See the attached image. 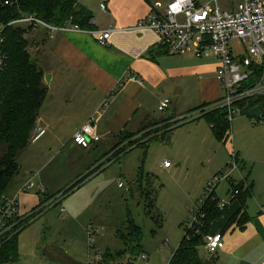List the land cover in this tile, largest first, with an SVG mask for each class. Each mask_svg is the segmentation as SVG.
Segmentation results:
<instances>
[{
  "label": "crops",
  "instance_id": "0c3cea01",
  "mask_svg": "<svg viewBox=\"0 0 264 264\" xmlns=\"http://www.w3.org/2000/svg\"><path fill=\"white\" fill-rule=\"evenodd\" d=\"M76 1L95 19L93 30H105L112 26L110 38L107 45L102 46L88 32L58 31L49 37L46 31H42L43 36L37 39L38 27L26 29L29 35L24 36L32 43L31 49H36L34 61L43 73L46 87V97L36 123V131H44L18 154L19 170L12 181V190L5 193L6 197L17 198L19 214L23 215L42 201L38 185L45 189L44 195H53L81 180L62 201L65 212L62 222L67 225L73 222L75 229L69 226L59 233V239L47 240L37 247L42 256L45 257V252H48L52 261L60 260L62 264H87L85 254L89 241L86 236L89 239V229L85 227V214L97 196L106 192L113 181V177L104 175V171L126 155L115 159L108 153L115 143L114 136L124 130L135 132L145 122L173 120L172 125L174 122L181 124L183 119L179 116L192 113L201 105L214 103L222 95L216 78L218 64L214 56L197 57L191 50L170 53L158 44L153 30L135 28L138 21L154 8L159 9L157 5L164 8L167 0ZM194 1L200 6L210 1L211 6H217L221 11L232 12L243 0ZM97 2L99 7L105 5V10H102L105 21L101 26L98 25L101 10L98 12ZM231 47L235 55L243 53V46L232 43ZM195 83L196 90L191 87ZM165 99L169 100L165 109L168 115L156 119L152 112ZM257 105L263 106L255 102L244 103L242 111ZM263 112L259 113L260 117ZM91 117L99 141L91 142L88 148H81L73 143L72 136ZM191 119H199V116ZM147 144L140 147L145 149ZM56 157L61 158V167L63 162L65 166H72L73 173L64 187H56L44 174L53 169ZM163 162H159L158 169L170 172L172 163L164 168ZM124 174H127L125 170ZM136 179L140 177L136 175ZM229 180L243 182L244 188L252 184L243 177L235 178L233 174ZM27 182L33 187L21 190ZM219 210V217L210 223L208 230V233H219L223 241L222 249L214 254V264H264V201L253 205L246 198L242 206L231 194L229 201ZM43 213L20 228L21 231ZM96 215L94 213L89 218L94 217L98 222ZM81 217L84 220H80ZM238 219H242L241 224ZM60 246L65 253L63 259L58 257Z\"/></svg>",
  "mask_w": 264,
  "mask_h": 264
},
{
  "label": "rangeland",
  "instance_id": "374dc122",
  "mask_svg": "<svg viewBox=\"0 0 264 264\" xmlns=\"http://www.w3.org/2000/svg\"><path fill=\"white\" fill-rule=\"evenodd\" d=\"M98 8L99 12L101 9L99 6ZM104 19L101 10L98 14L99 26L103 25ZM38 28L37 39L46 30ZM27 35L28 32L25 33ZM29 38L32 39L30 36ZM233 43L243 46L239 41ZM29 51L31 58L35 60L36 49L30 47ZM191 87L196 90V83ZM213 105L204 106L202 110H214L215 108L211 109ZM262 110L264 107L257 105L236 113L231 121L230 140L226 144L214 138L204 119H191L196 117L193 112L179 116L183 119L181 124L168 134L167 139L156 138L164 133L173 120L165 123L145 122L135 132L124 130L114 136L115 143L108 153L115 159L125 153L126 155L104 171V175H111L113 181L106 192L97 196V200L85 214V227L91 233L85 262L88 264L98 254L101 256L98 264H168L186 226L192 222L205 198L211 192L223 202H228L231 198V190L226 181L219 183L214 189L210 185L214 174L232 162L234 154H238L239 159L232 174L235 178L243 177L253 184L247 201L250 200L253 205L264 201V121L259 120ZM152 115L156 119H162L168 112L155 109ZM145 143H148L145 149L133 147ZM164 158L172 163L170 172L158 169L159 162H163ZM60 160L61 158L56 157L53 169L44 173L56 187H64L73 173L72 166H65L63 162L61 167ZM124 170L128 175L124 174ZM136 175L140 177L139 180ZM12 181L7 193L13 188ZM64 190L58 192L64 193ZM148 192L155 197L153 207L148 204ZM94 213L98 216V222L94 217L89 218ZM64 216L65 212L59 213V206H55L22 230L18 236L19 260L16 264H62L60 260L52 261L48 252H45V257L42 256L37 247L47 240L59 239V233L69 226L75 229L73 222L68 225L62 222ZM127 218L139 226L142 232L141 252L133 248L116 254V251L125 248L122 240L116 236V231L127 225ZM86 239L88 240L87 236ZM78 244L79 242L76 247ZM106 251L110 252L106 253L108 257L105 258ZM64 254V249L60 246L59 259H63ZM142 254H145V260H140Z\"/></svg>",
  "mask_w": 264,
  "mask_h": 264
},
{
  "label": "built area",
  "instance_id": "2783aa9c",
  "mask_svg": "<svg viewBox=\"0 0 264 264\" xmlns=\"http://www.w3.org/2000/svg\"><path fill=\"white\" fill-rule=\"evenodd\" d=\"M156 8L159 9L154 8L148 16L138 21L135 28L153 30L158 37V44L165 47L170 53L175 54L184 50H191L197 57H215L218 64L216 78L222 95L213 103L211 109H224L226 120L231 123L235 114L242 110L240 104L257 102L260 98H264V0H243L232 12L221 11L217 6H211L210 1L201 6L196 5L194 0H167L164 8H160L159 5ZM100 9L105 10V5L101 4ZM95 23L96 21L92 17L89 24L94 26ZM7 26L25 30L42 27L46 29L49 37L58 31L64 33L71 31L88 32L102 46L107 45L112 32V26L99 31L85 30L71 21L65 25L56 26L33 14H24L5 25L0 24V66L5 57L3 32ZM234 41L243 44L242 54H234L231 47ZM168 104L169 100H162L158 109L165 110ZM203 113L204 111L199 109L193 114L197 117ZM92 121L93 117L76 130L72 136L74 144L81 148H88L91 142L99 141V137L94 132ZM43 131L38 129L31 137V142L35 141ZM162 166L168 168L170 162L165 160ZM236 168L237 162L233 157V161L213 177L210 186L214 189L219 183L228 182ZM32 187L33 184L27 182L21 190H30ZM38 187L43 196L45 189L40 185ZM231 194L237 195L238 189H232ZM208 196L215 198L212 192ZM64 197V193L53 194L39 206L20 215L17 198L5 196L0 206V244L18 232L19 220L28 224L55 206H59L60 213L64 212L62 205ZM224 205L225 202L218 199V208L222 209ZM202 216L198 210L192 222L186 226L185 233L196 228L199 218ZM88 236V241H90V229ZM202 240V249L209 255L215 254L223 247L222 236L219 233H206ZM100 259L101 256L97 254L94 260L88 261V264H98ZM145 259V254H142L140 260Z\"/></svg>",
  "mask_w": 264,
  "mask_h": 264
},
{
  "label": "trees",
  "instance_id": "16d2710c",
  "mask_svg": "<svg viewBox=\"0 0 264 264\" xmlns=\"http://www.w3.org/2000/svg\"><path fill=\"white\" fill-rule=\"evenodd\" d=\"M24 14H33L41 20L56 26L65 25L68 21H71L85 30L94 28L93 25L89 24L92 18L91 13L76 0H0V24L5 25ZM25 33L26 30L23 28L8 26L3 32L5 57L3 64L0 66V206L5 198L8 185L18 173L17 156L27 147L31 142V137L36 133L39 110L46 97L43 73L31 58L29 41L25 38ZM255 103H261L264 106V98H260ZM207 105L210 104L201 105L193 109L192 112L203 109ZM240 106L242 107L243 104H240ZM200 118L204 119L210 126L217 141L226 144L230 140L231 123L226 120L224 109L216 108L204 112L199 116ZM259 120L264 121V112ZM174 123V125H169L164 133L156 139H167L168 134L180 125V122ZM137 146H141V144L133 147ZM234 158L236 161L238 160L237 154H234ZM221 171L215 173L214 176ZM80 182L81 180H78L64 190V195L70 194ZM229 183L231 190L238 189L235 198L240 201L242 206L245 205V200L251 193L252 184L244 188L243 182L234 183L229 180ZM150 194L149 192L147 194L148 204L153 207L155 197ZM51 196L40 195L42 199L40 204ZM199 212L203 216L199 218L196 228L184 233L168 264L215 263V255H209L202 249V238L203 235L208 233L210 223L219 217L218 198L206 197L203 205L199 207ZM18 219L20 218L18 217ZM126 223V226L124 225L116 231V236L122 240L125 246L119 252L116 251V254L131 251L133 248L141 252L142 232L139 226L128 218ZM238 223L241 224L242 219H238ZM26 225L25 221L19 220L18 228L22 229ZM21 229H18V232L13 234L7 241L1 242L0 264H16L18 262L17 237ZM107 252L104 253L105 258L108 257L106 256Z\"/></svg>",
  "mask_w": 264,
  "mask_h": 264
}]
</instances>
